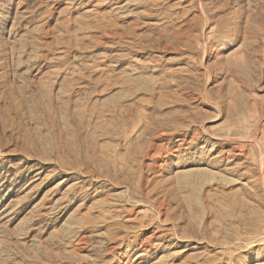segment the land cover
<instances>
[{"label":"rangeland","instance_id":"obj_1","mask_svg":"<svg viewBox=\"0 0 264 264\" xmlns=\"http://www.w3.org/2000/svg\"><path fill=\"white\" fill-rule=\"evenodd\" d=\"M0 264H264V0H0Z\"/></svg>","mask_w":264,"mask_h":264},{"label":"bare ground","instance_id":"obj_2","mask_svg":"<svg viewBox=\"0 0 264 264\" xmlns=\"http://www.w3.org/2000/svg\"><path fill=\"white\" fill-rule=\"evenodd\" d=\"M193 134H194V133H193ZM184 135H185V133H184ZM181 136H182V135L177 136L176 139H178V140H177L178 142H180V141L182 140V139H181V138H182ZM180 137H181V138H180ZM184 137H185V136H184ZM157 138H158V137H157ZM194 138H195V137H194ZM183 139H184V138H183ZM195 139H196V138H195ZM192 140H193V137H192ZM160 141H161V140H160ZM182 141H183V140H182ZM183 142H184V141H183ZM190 142H191V141H190ZM152 143H153V142H152ZM179 145H182V144L180 143V144H178V146H179ZM183 147H184V146H183ZM183 147H182V148H183ZM176 149H177V146H176ZM178 149H179V148H178ZM179 150H180V149H179ZM179 150H178V151H179ZM230 155H231V154H230ZM232 155H233V154H232ZM234 155H236V154H234ZM231 157H232V156H231ZM233 157H235V156H233Z\"/></svg>","mask_w":264,"mask_h":264}]
</instances>
